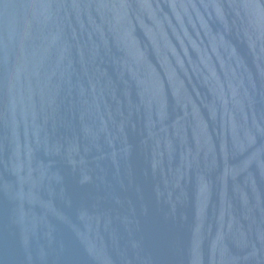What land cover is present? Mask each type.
Masks as SVG:
<instances>
[{
	"label": "water",
	"instance_id": "obj_1",
	"mask_svg": "<svg viewBox=\"0 0 264 264\" xmlns=\"http://www.w3.org/2000/svg\"><path fill=\"white\" fill-rule=\"evenodd\" d=\"M0 264H264V0H0Z\"/></svg>",
	"mask_w": 264,
	"mask_h": 264
}]
</instances>
